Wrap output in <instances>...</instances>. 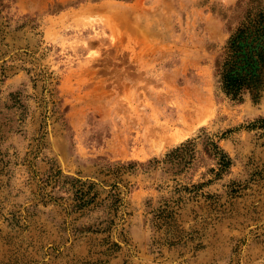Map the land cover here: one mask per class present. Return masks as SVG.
Instances as JSON below:
<instances>
[{
  "label": "rangeland",
  "instance_id": "obj_1",
  "mask_svg": "<svg viewBox=\"0 0 264 264\" xmlns=\"http://www.w3.org/2000/svg\"><path fill=\"white\" fill-rule=\"evenodd\" d=\"M245 25L264 0H0V264H264Z\"/></svg>",
  "mask_w": 264,
  "mask_h": 264
},
{
  "label": "trees",
  "instance_id": "obj_2",
  "mask_svg": "<svg viewBox=\"0 0 264 264\" xmlns=\"http://www.w3.org/2000/svg\"><path fill=\"white\" fill-rule=\"evenodd\" d=\"M252 25L237 29L231 36L229 55L219 73L222 87L232 90V96L239 92L240 85L249 84L259 75L258 66L263 58L260 37L264 31Z\"/></svg>",
  "mask_w": 264,
  "mask_h": 264
}]
</instances>
